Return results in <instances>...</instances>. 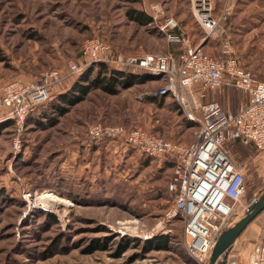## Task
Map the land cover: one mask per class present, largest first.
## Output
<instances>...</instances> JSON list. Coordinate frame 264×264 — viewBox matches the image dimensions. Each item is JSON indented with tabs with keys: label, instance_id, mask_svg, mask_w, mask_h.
Wrapping results in <instances>:
<instances>
[{
	"label": "rangeland",
	"instance_id": "obj_1",
	"mask_svg": "<svg viewBox=\"0 0 264 264\" xmlns=\"http://www.w3.org/2000/svg\"><path fill=\"white\" fill-rule=\"evenodd\" d=\"M130 9L144 11L153 21L141 25L131 20ZM169 16L179 21L182 34L199 43L203 33L190 0H0V88L13 79L32 81L45 70L65 69L70 60L81 57L84 41L92 37L125 54L167 52L172 46L158 25ZM255 48L257 56L235 54L264 80V45ZM132 69L144 80L122 87L116 95L93 88L49 126V118L58 115L57 94L67 91L81 73L68 78L29 115L18 152L13 148L14 124L0 130V190L19 199L14 203L0 197V264H198L186 251L181 219L165 221V229L158 230L172 204L167 189L171 163L150 157L153 169L135 167L129 181L120 182L118 170L124 165H117L103 144L95 146L86 137L88 127L101 122L145 128L183 143L193 140L199 122L188 120L172 97L149 95L162 84L160 78ZM208 92L232 111L247 98L233 88ZM195 114L201 117L199 110ZM228 148L246 173V195L236 205L238 221L246 214L249 198L264 191V153L234 142ZM25 190L55 194L47 200L52 211L32 208L24 214ZM162 234L171 237L166 246L151 243ZM97 242L106 246L97 248ZM124 244L128 247L118 256Z\"/></svg>",
	"mask_w": 264,
	"mask_h": 264
},
{
	"label": "built area",
	"instance_id": "obj_2",
	"mask_svg": "<svg viewBox=\"0 0 264 264\" xmlns=\"http://www.w3.org/2000/svg\"><path fill=\"white\" fill-rule=\"evenodd\" d=\"M190 1L203 33L202 42L196 44L176 32L179 21L173 16L158 25L173 47L167 52L125 54L103 38H88L82 46V60H70L63 70H45L32 81L4 83L0 88V122L13 121V148L20 151L29 115L90 62H105L120 69L134 67L160 78L162 84L149 95L172 97L188 120L199 122L191 142L169 139L145 128L101 122L88 127L87 139L95 146L108 139H121L143 155L173 162L167 184L172 204L158 230L165 229V221L180 218L187 253L198 264H211L213 247L222 231L237 221L236 205L247 191L245 168L232 158L228 145L239 139L245 145H255L260 155L264 153V80L257 79L235 54L234 34L227 21L237 0ZM210 39L218 42V55L206 50L204 41ZM231 88L248 96L235 112L217 101H203L209 90ZM197 110L200 118L196 117ZM22 197L28 207L24 214L32 208L52 211L47 197L27 190ZM241 264H264V235Z\"/></svg>",
	"mask_w": 264,
	"mask_h": 264
},
{
	"label": "crops",
	"instance_id": "obj_3",
	"mask_svg": "<svg viewBox=\"0 0 264 264\" xmlns=\"http://www.w3.org/2000/svg\"><path fill=\"white\" fill-rule=\"evenodd\" d=\"M228 25H230L234 34L235 53L237 55L239 54V57L244 55L248 57L253 55L257 56L255 55V52L258 51V48L255 47H261L264 45V0H239L235 13L231 19H229ZM202 41L203 40L201 39L199 42ZM204 46L213 52L211 54H219L217 41L212 39L204 41ZM253 48L255 49L253 50ZM212 95V93L208 92L204 102L217 101L212 98ZM246 97V101L242 104L247 102V94ZM238 109L239 108L232 111L228 108L226 110L235 112ZM4 122H0V125ZM84 142L87 143V139H85L83 143ZM103 148L108 152V154L115 156V163L117 165H124L121 170H118L120 175L118 177L119 181H129L128 176L134 172L135 167H138V169H153L154 167V159L143 155L121 139H108L103 143ZM158 162L160 164L164 163L163 160ZM131 176L132 175H130V177ZM263 235L264 210L250 222L240 237L236 239L233 246L229 250L228 264H241V261L247 260V256L252 252L255 245L261 241Z\"/></svg>",
	"mask_w": 264,
	"mask_h": 264
},
{
	"label": "trees",
	"instance_id": "obj_4",
	"mask_svg": "<svg viewBox=\"0 0 264 264\" xmlns=\"http://www.w3.org/2000/svg\"><path fill=\"white\" fill-rule=\"evenodd\" d=\"M128 15L131 20H134L141 25H147L153 21L151 16L146 14L144 11L138 9H130L128 11ZM176 32L178 33L182 32L180 27L176 30ZM172 48L173 47H171L170 49ZM82 59L83 58H82V50H81V57L77 60H82ZM137 75L138 74L134 72V70L130 67L120 69V68L112 67L111 65L105 62H94L92 65L86 68L81 73V75L78 76V78L72 83V86L67 91H61L60 93L57 94L59 103L57 104L55 110L57 111L58 115L49 118L48 125L54 126L55 124H57L59 122V117L65 115L68 111H70L71 106L84 100V98L91 89L98 88L107 94L116 95L120 92L122 87L144 80L142 77H139V75L138 76ZM36 121L38 122L40 120L36 119ZM8 127L11 128L13 127L12 120L2 123L0 125V130ZM234 143H239L247 148L252 149V151L255 154L259 153L255 145L253 144L245 145L239 139L235 140ZM169 163H171L173 167L172 161L167 160L165 164H169ZM68 196L70 198H73V195L71 194ZM0 197H4L6 200L10 199L9 202L13 201L14 203H17L19 200L17 197H11L8 191L3 188L0 190ZM255 198L258 197L252 196L249 198V201L251 202ZM49 215L52 214L49 213ZM176 219H180V218H176ZM170 241H171L170 235L162 234L154 238V240H152L151 243L155 245L157 244L159 247H163L166 246V244H168ZM94 246L97 248L100 247L102 248L106 245L97 242ZM127 247L128 244L121 245L120 249L117 252V255L118 256L121 255V253L124 252Z\"/></svg>",
	"mask_w": 264,
	"mask_h": 264
},
{
	"label": "water",
	"instance_id": "obj_5",
	"mask_svg": "<svg viewBox=\"0 0 264 264\" xmlns=\"http://www.w3.org/2000/svg\"><path fill=\"white\" fill-rule=\"evenodd\" d=\"M263 210L264 191L258 198L253 199L249 203L246 214L243 217H241L234 225L222 231L210 256L211 264H228L229 250L234 242L247 228L250 222L253 221Z\"/></svg>",
	"mask_w": 264,
	"mask_h": 264
},
{
	"label": "bare ground",
	"instance_id": "obj_6",
	"mask_svg": "<svg viewBox=\"0 0 264 264\" xmlns=\"http://www.w3.org/2000/svg\"><path fill=\"white\" fill-rule=\"evenodd\" d=\"M130 74H131V73H130ZM41 196H42V197H47V198H48V197H51V196L54 197L55 194H53V193H51L50 191H47V190H46V191H44V192L42 193ZM56 199H57V200L59 199V200L65 201L64 198H62V197H56ZM53 200H54V199H53ZM68 201H69V200H68Z\"/></svg>",
	"mask_w": 264,
	"mask_h": 264
}]
</instances>
